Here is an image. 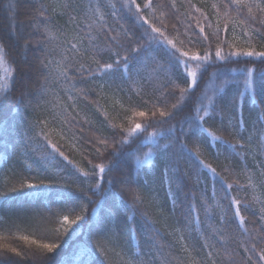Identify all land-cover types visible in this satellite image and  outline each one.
<instances>
[{"label": "snow or ice", "instance_id": "1", "mask_svg": "<svg viewBox=\"0 0 264 264\" xmlns=\"http://www.w3.org/2000/svg\"><path fill=\"white\" fill-rule=\"evenodd\" d=\"M8 8L0 67L14 49L21 58L0 75V230L23 221L39 239L0 245V264H264V198L255 195L264 193V0H213L208 12L192 0ZM209 69L223 77L219 89L197 96ZM108 93L127 106L106 133L87 117V133L75 117L58 118L79 115L81 101L104 110ZM50 124L88 146L90 171L48 138ZM41 137L51 149L43 159L63 157L67 174L12 164L32 159ZM208 149L223 157L219 171ZM193 232L199 245L185 243Z\"/></svg>", "mask_w": 264, "mask_h": 264}, {"label": "trees", "instance_id": "2", "mask_svg": "<svg viewBox=\"0 0 264 264\" xmlns=\"http://www.w3.org/2000/svg\"><path fill=\"white\" fill-rule=\"evenodd\" d=\"M137 2H140V0H137ZM194 4H196L198 7H202L206 12L210 11V5L213 2V0H192ZM16 4V0H0V30H7L9 23H10V15L11 12L9 11L8 6ZM183 10V9H182ZM23 17H18V19H22ZM63 23V21H61ZM231 36V33H229V37ZM237 47H246V45L242 41H235L234 42ZM203 47V46H201ZM260 45H257V49H260ZM30 55V54H29ZM21 58V54L16 51L15 49L11 51V53L5 54V61L8 62L9 66L12 63L13 59L19 60ZM246 61L241 60L240 64L245 63ZM251 63L250 61H248ZM237 64H232L231 67H238ZM257 68H259L261 65L257 62L256 64ZM214 71V69H209L208 74L204 77V82H201L200 88L197 90L196 95L202 96L207 95L211 96L214 91H217L220 86V81L223 79V77H220V79H210L211 73ZM230 89H225V92H229ZM222 95L223 93H218ZM62 95V94H61ZM135 99V95L133 97ZM119 101V103H117ZM207 102L206 100L204 101ZM100 103L103 105L104 110L97 109L94 105L91 104H85L83 101L77 106V110L79 112V115H77L76 112H71L70 114L65 117L62 113L57 110V115L60 120H71L72 117H75L76 120L80 121L79 127H82L87 133L89 131V125H85L83 123V120L85 117L91 122V127L93 130L95 128H100L103 132H107L106 124L108 120L112 119L113 117L117 116V110L119 109V104L124 103L125 106H127V97H124L121 99L120 97H114L111 93H108L107 98L101 99ZM171 103H175V100H172ZM115 106V107H114ZM184 113L181 114V116H178L177 119L182 118ZM114 122H119V120H116ZM174 122V121H173ZM73 127H77L76 125H72ZM127 126V125H126ZM67 127V125H65ZM163 127H167V125H164ZM151 131V129H150ZM60 127L57 124H50L48 128V138L53 142L57 143L58 145H63L61 147V151L65 153L66 156H68L71 160H74L81 169L90 171V168L87 164V160L85 159V156L87 153L84 151L87 145L81 146L80 143L72 144L64 139L61 138L59 135ZM77 134L79 135V130L77 129ZM161 142H164L161 140ZM33 147L35 148V156L32 159H27L22 157L14 156L12 158V164L16 167H20L21 163H29L33 164L34 167H47L50 172L53 174H67L66 171V165L67 162L63 160V157L57 156L54 159L50 160H44L43 157L51 151L50 146L46 145L44 143L43 138L37 139ZM149 147L151 145L144 147L141 151V156H143V153H147L149 150ZM223 151V149H222ZM204 159H206L209 163L213 165V167H217V170L219 171L218 165L223 162V157L220 158L219 161L215 159V157L212 155V150L208 149L207 152L204 154ZM7 156L6 154L0 150V167H4L6 162ZM35 161V163H33ZM98 162V161H95ZM67 167H71L68 165ZM7 175V170L4 173ZM207 174L202 177L203 180L208 184L209 187V196H211V182L208 179ZM243 182V181H242ZM2 190V189H0ZM162 195V194H161ZM255 195L261 196V198H264V193L257 192ZM187 204V199H185V205ZM93 206H90V209ZM150 211H154V209L150 208ZM179 217V214H178ZM182 219V217H179ZM204 218L203 212H201V219ZM18 227L13 228L12 232H6L4 230H0V245H3L5 243H13V246H16L17 244L27 246L26 242L20 240L19 238L25 235L30 236V238L39 239L38 236H34L33 232V226L25 223L23 221H18ZM170 240L173 239L172 237L169 238ZM175 239H179L176 237ZM193 242H196L197 245H199V241L197 238V235L195 232H193V235L191 238L185 237V243L191 245ZM32 247H35L34 245Z\"/></svg>", "mask_w": 264, "mask_h": 264}, {"label": "rangeland", "instance_id": "3", "mask_svg": "<svg viewBox=\"0 0 264 264\" xmlns=\"http://www.w3.org/2000/svg\"><path fill=\"white\" fill-rule=\"evenodd\" d=\"M9 67V64L7 61H5L3 67H0V75H3V72H4V68H7Z\"/></svg>", "mask_w": 264, "mask_h": 264}]
</instances>
